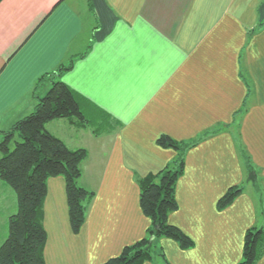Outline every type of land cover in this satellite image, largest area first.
Segmentation results:
<instances>
[{"label":"crops","instance_id":"0c3cea01","mask_svg":"<svg viewBox=\"0 0 264 264\" xmlns=\"http://www.w3.org/2000/svg\"><path fill=\"white\" fill-rule=\"evenodd\" d=\"M70 62L58 79L48 77ZM54 80L113 124L96 135L69 120L45 126L87 152L79 186L93 193L73 233L64 179L47 181L45 264H104L145 238L138 179L177 155L157 144L160 136L202 138L185 152L167 218L193 246L160 239L165 264L240 262L245 233L264 217V0H2L0 140ZM232 187L241 192L218 209ZM0 190L1 245L14 204Z\"/></svg>","mask_w":264,"mask_h":264},{"label":"trees","instance_id":"16d2710c","mask_svg":"<svg viewBox=\"0 0 264 264\" xmlns=\"http://www.w3.org/2000/svg\"><path fill=\"white\" fill-rule=\"evenodd\" d=\"M2 0H0L1 2ZM71 68V62L60 65L48 75L58 79ZM47 76L38 81V85ZM69 120L75 127H89L96 135L113 120L84 100L67 85L54 80L43 97H36L32 112L18 121L0 140V183L9 188L14 208L7 217L5 240L0 245V264H45L43 251L47 235L43 227V205L50 178L65 182L68 219L73 233L84 224L86 206L93 193L79 186L81 165L87 156L84 149H70L45 128L48 122ZM205 136V135H204ZM195 141L177 142L160 136L157 144L176 151L175 159L156 174L138 179L139 206L149 219L148 234L156 240L168 238L181 249L193 246V241L177 227L167 224L169 214L177 209L176 181L183 173L184 156ZM13 145V149H11ZM246 164V163H245ZM241 192L230 188L217 203L226 208ZM86 204V205H85ZM152 242V241H151ZM146 238L124 247L121 253L104 264H144L163 254L155 251ZM264 249V225L248 230L244 235L242 258L237 264H257Z\"/></svg>","mask_w":264,"mask_h":264},{"label":"rangeland","instance_id":"374dc122","mask_svg":"<svg viewBox=\"0 0 264 264\" xmlns=\"http://www.w3.org/2000/svg\"><path fill=\"white\" fill-rule=\"evenodd\" d=\"M56 123V122H55ZM53 125H55V124H53ZM51 130L56 134V135H58V136H62L63 135V133H61L62 132V129H60L59 131H56V127L53 129V128H51ZM91 130H93V129H91ZM103 130V129H102ZM65 134V133H64ZM11 149H13V145L11 146ZM171 163V162H170ZM252 175H254L253 173H252ZM79 183V182H78ZM7 188V187H6ZM8 189V191H10L9 190V188H7ZM10 193H11V191H10ZM1 198H2V201H1ZM3 202H7V200H6V195L4 194V192L2 193L1 192V190H0V207L2 206L3 208H2V211L6 208V207H4V205L2 204ZM86 205V204H85ZM0 212H1V208H0ZM1 216V215H0ZM260 218H262L260 221H261V223L258 225V226H260V225H264V217L262 216V217H260ZM167 224H169L168 223V221H167ZM145 238H146V240L150 243V244H152V242H153V245H151L152 246V248L153 249H155V251H157V252H159V253H162V248H160L161 247V245H160V239H162V238H158V239H156V240H153V238L148 234V232H146V236H145ZM152 241V242H151ZM155 259H157V261L158 262H156V264H165V260L164 259H162V257H159V256H155Z\"/></svg>","mask_w":264,"mask_h":264}]
</instances>
